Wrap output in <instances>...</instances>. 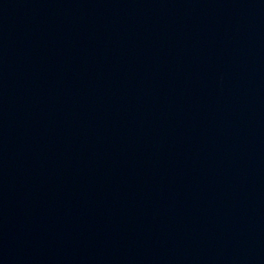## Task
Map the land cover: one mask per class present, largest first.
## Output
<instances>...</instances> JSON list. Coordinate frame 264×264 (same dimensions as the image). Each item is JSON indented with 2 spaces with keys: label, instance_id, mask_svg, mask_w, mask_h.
<instances>
[{
  "label": "water",
  "instance_id": "1",
  "mask_svg": "<svg viewBox=\"0 0 264 264\" xmlns=\"http://www.w3.org/2000/svg\"><path fill=\"white\" fill-rule=\"evenodd\" d=\"M0 264H264V0H0Z\"/></svg>",
  "mask_w": 264,
  "mask_h": 264
}]
</instances>
